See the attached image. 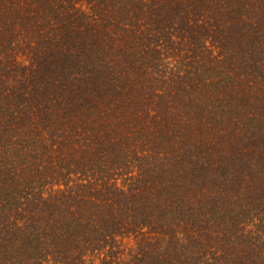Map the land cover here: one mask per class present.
I'll return each instance as SVG.
<instances>
[{"label": "trees", "instance_id": "1", "mask_svg": "<svg viewBox=\"0 0 264 264\" xmlns=\"http://www.w3.org/2000/svg\"><path fill=\"white\" fill-rule=\"evenodd\" d=\"M0 264H264V0H0Z\"/></svg>", "mask_w": 264, "mask_h": 264}]
</instances>
